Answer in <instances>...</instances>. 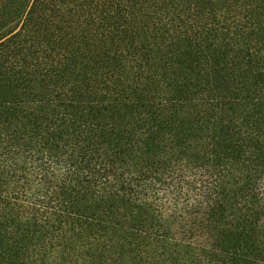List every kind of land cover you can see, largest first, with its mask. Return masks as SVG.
Segmentation results:
<instances>
[{"label":"trees","instance_id":"obj_1","mask_svg":"<svg viewBox=\"0 0 264 264\" xmlns=\"http://www.w3.org/2000/svg\"><path fill=\"white\" fill-rule=\"evenodd\" d=\"M0 264H264V0H0Z\"/></svg>","mask_w":264,"mask_h":264}]
</instances>
